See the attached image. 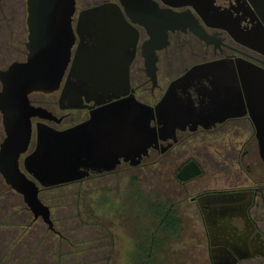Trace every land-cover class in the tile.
<instances>
[{"label": "flooded vegetation", "instance_id": "1", "mask_svg": "<svg viewBox=\"0 0 264 264\" xmlns=\"http://www.w3.org/2000/svg\"><path fill=\"white\" fill-rule=\"evenodd\" d=\"M107 2L113 1L101 4ZM151 4L169 16L143 13L139 20L170 18L189 22L184 29L167 31V45L156 51L155 79L148 76L145 56L152 33L145 25L136 24L138 41L129 67V86L120 95H100L90 103L86 102L88 97L82 96L80 109L61 110L58 106L64 113L61 117L45 104L34 101L35 97L43 99L50 95L29 96L32 106L50 111L61 121L32 119V137L27 152L19 160L20 169L33 180L25 169V160L37 148L39 127L65 131L87 123L103 108L122 101H136L154 111L149 127L156 136L147 153L125 145L130 123L114 124L115 135L105 132V124L98 121L100 129L95 139L103 145L107 143V147L91 169L82 168L83 179L71 183L117 181L141 186L146 183L148 170L156 173L158 180H162L165 169L172 172V191L167 198L157 195L155 202H150L155 208H147V195L143 192L138 200L133 199L134 208L119 212L125 227L139 233L138 242L131 247L135 253L126 256L128 263L171 262L175 256L160 255L154 250L166 244H182L188 239V246L194 251L200 249L201 257L206 253L212 264H264V157L261 155L264 131L254 119L258 108L250 97L249 83L257 74L264 76V0H151ZM123 12L130 21L124 8ZM80 13L76 11L73 19L76 40L57 92L59 97L68 84L75 82L71 72L80 45L77 35ZM28 16L27 0H0V73L28 59ZM130 55L127 52L125 59ZM213 63L221 64L194 80L177 82L193 68ZM2 88L0 81V91ZM172 88L173 98L165 102ZM71 114H78V119L68 125L65 122ZM139 118L138 140L145 142L141 132L146 129V122ZM5 139L0 112V150ZM109 143H113L112 147ZM208 147L215 148L217 158L210 156ZM204 151L208 153L206 157ZM209 160L215 161L224 187L193 186L205 177ZM38 186L40 199L43 191L55 188ZM168 217L171 219L167 220ZM148 232L153 234L148 237ZM54 233L60 235L56 229ZM158 233L161 240L162 236L168 240L157 241ZM118 246L112 235L111 258H120ZM193 258L184 256L185 260Z\"/></svg>", "mask_w": 264, "mask_h": 264}, {"label": "water", "instance_id": "2", "mask_svg": "<svg viewBox=\"0 0 264 264\" xmlns=\"http://www.w3.org/2000/svg\"><path fill=\"white\" fill-rule=\"evenodd\" d=\"M112 1L88 8L79 15L77 35L80 45L71 72L75 82L68 84L61 92L58 100L61 110L82 108V96L88 97L86 102L90 103L100 95L111 94L117 97L128 88L129 67L138 41L134 25H145L152 33L145 56L147 73L153 80L156 73V51L167 45V31L184 29L189 25L188 20L170 18L139 20L144 15L169 16L153 7L151 0ZM27 5L30 31L28 59L0 73L3 85L0 91V112L6 132L0 150V174L5 183L23 197L34 220L42 219L55 232L51 210L40 199L38 184L58 187L83 179L82 168L91 169L97 156L107 147V143L103 145L95 139L96 131L100 129L98 121L105 124V132L115 135L114 124L130 123L129 140L125 145L131 150L141 148L143 153H147L156 136L149 127L154 111L133 100L122 101L93 114L87 123L65 131L39 127L37 148L25 160V169L33 177V180L29 179L21 171L19 160L30 144L32 119L55 123L61 121L50 111L32 106L29 96L34 93L52 95L60 91L76 40L73 19L77 11V0H27ZM123 8L131 22L126 19ZM127 52L131 55L125 59ZM220 64L195 67L177 82L194 80ZM256 76L249 81L252 90L250 97L258 108L254 119L264 131V76ZM171 93L173 88L166 95L165 102L173 98ZM139 116L146 122V129L141 132L145 142L138 140ZM112 144L108 146L112 147ZM261 155L264 157V149Z\"/></svg>", "mask_w": 264, "mask_h": 264}, {"label": "rangeland", "instance_id": "3", "mask_svg": "<svg viewBox=\"0 0 264 264\" xmlns=\"http://www.w3.org/2000/svg\"><path fill=\"white\" fill-rule=\"evenodd\" d=\"M105 1L77 0L78 14ZM58 99L59 94L55 93L43 99L35 97L34 101L45 104L50 111L61 117L64 113L58 108ZM77 119L78 114H71L65 123L74 124ZM53 125L56 126L54 123ZM206 150L210 152V156L218 157L215 148L208 147ZM203 155L206 157L208 153L204 151ZM214 162L209 160L206 163L205 177L193 186L205 185L213 189L224 187ZM165 171L162 173V180H158L156 173L148 170L146 183L141 186L120 184L117 181L83 182L43 191L41 197L51 209L54 227L60 235L52 232L42 219L34 221L23 197L11 190L0 176V264H138L137 261L128 263L126 256L132 255L128 253H135L131 247L132 243L138 242L139 233L133 228H126L119 215L134 208L133 199L138 200L143 192L146 193L147 200L151 199V203L155 202L157 195L167 198L172 191V172L169 169ZM152 234L148 232L147 236ZM112 235L121 249L120 258H111L109 243ZM162 239L158 233L157 241L168 240L163 236ZM149 240L150 238L148 242ZM184 242L166 244L154 250L160 255L175 256L173 261L159 264H212L206 253L201 257L203 255H199L202 252L200 249L192 250L188 246V239ZM186 255L194 258L185 260Z\"/></svg>", "mask_w": 264, "mask_h": 264}, {"label": "trees", "instance_id": "4", "mask_svg": "<svg viewBox=\"0 0 264 264\" xmlns=\"http://www.w3.org/2000/svg\"><path fill=\"white\" fill-rule=\"evenodd\" d=\"M55 188H56V187H55ZM41 200H42V202L44 203V201H43L42 198H41ZM147 202H148V206H147L148 209L155 208V205H154V204H151L149 200H147ZM168 219H171V218L168 217L167 220H168Z\"/></svg>", "mask_w": 264, "mask_h": 264}]
</instances>
